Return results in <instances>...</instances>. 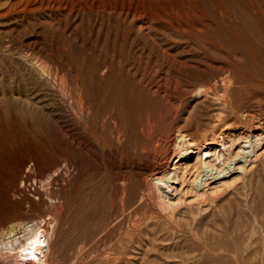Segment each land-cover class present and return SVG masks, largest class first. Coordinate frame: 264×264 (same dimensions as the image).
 Instances as JSON below:
<instances>
[{
	"label": "rangeland",
	"instance_id": "374dc122",
	"mask_svg": "<svg viewBox=\"0 0 264 264\" xmlns=\"http://www.w3.org/2000/svg\"><path fill=\"white\" fill-rule=\"evenodd\" d=\"M145 3L139 0L142 10L153 18L148 22L137 16V30L127 34L116 25L114 12L88 0H0V44L8 43V52L0 47V94L18 91L19 67L13 57L29 51L45 56L52 70L65 74L70 87V97L57 92L55 83V92L47 95L29 84L20 88L25 94L36 92L43 96L36 126L21 123L13 115L6 116L0 108V264H17L7 256L5 242L20 237L24 224H43V219H51L53 229L45 264H101L110 241L117 233L125 236L130 229L132 217L128 215L132 208L141 218L156 210L158 201L150 198L147 190L152 174L167 168L177 171L167 189L175 195L173 224L185 232L197 227L204 240L210 239L208 244L226 248L224 254L229 253L225 260H218L204 251H195L189 257L197 254L198 260L190 264H264L262 116L253 119V125L248 127L222 107L210 90L192 95L198 80L211 84L210 79L217 75L214 66L189 39L195 31L169 26L167 15L156 14L158 8ZM177 8L178 20L185 22L186 16L179 5ZM171 17L176 24L177 15ZM171 57L183 67L173 66ZM103 65L109 67L110 73L123 74L137 91L138 103L130 116L133 138L119 136L116 140L115 135L109 136L106 129L95 126L93 110L85 114L72 102L75 91L91 106L101 102L99 87L105 72L96 68ZM195 65L207 72L197 77L192 70ZM93 69L96 72H91ZM179 131L196 146L211 144L210 140L220 132L261 134L263 141L254 152L233 164L226 175L201 173V181L192 183L191 164H183L178 157L173 159L172 153L183 146L182 140L176 138ZM248 147L246 144L245 151ZM219 182L224 185L211 192ZM140 194L144 198L135 202ZM121 212V226L115 230L110 225L105 228ZM155 219L146 229L142 227V232L133 233V240L139 241L128 244L126 255L134 259L130 264H145L147 259L160 263L164 255L190 253L195 248L187 233L184 236L169 229L163 219ZM103 229H107L104 237ZM166 259L180 264L177 258Z\"/></svg>",
	"mask_w": 264,
	"mask_h": 264
},
{
	"label": "bare ground",
	"instance_id": "6f19581e",
	"mask_svg": "<svg viewBox=\"0 0 264 264\" xmlns=\"http://www.w3.org/2000/svg\"><path fill=\"white\" fill-rule=\"evenodd\" d=\"M141 1L142 3L146 2L145 4H148L150 7L158 8V13L156 14L167 15L166 17L169 18L167 24L169 26L174 27L177 30L181 29L185 31L184 27H186L192 31H195L188 36L189 39L196 45L198 49L203 51L206 60L211 62V66H214L217 75L212 79L209 77L211 84L198 80V84L195 87L193 86L192 95H201L202 93H207L210 90L214 98L219 101L222 107L228 109V112L231 115H234L238 122L250 127L253 125V119L257 120L260 119V116H262V121L264 124V0ZM88 2L93 4L95 3L97 7L108 9L111 12H114L117 16L115 19L116 25L122 28L127 34H133L135 30H137L136 24L134 23L137 16L141 15L142 18H145L148 22H150V20L153 18L152 16H154L151 13H147L146 11L144 12L142 10V6L139 5V0H88ZM177 5H179L180 10L183 12L184 16H186L185 22L181 21V19L178 20L180 17L178 13L180 11H178ZM171 14L177 15V17H175L178 20L176 24H173L174 21H172L173 18L171 17ZM144 15H146V17H144ZM0 47L1 50L6 53L8 49V43L3 42L0 44ZM13 58L19 67L17 81L18 91L15 93L10 92L0 94V108L6 116L13 115L21 123L29 122L32 126H36L40 117L43 96L38 95L36 92H31L30 95L25 94V92L23 93L20 88H23L26 84H29L32 87L36 86L37 91L42 90L44 95H47L53 91L55 92L56 89L54 90L52 87V85L55 83L57 92H63L69 96V82L67 83L65 77L63 76L65 74L61 75L58 71L52 70L47 58L38 52L29 51L26 53H16ZM170 63L173 66L179 68L183 67L184 65L172 57L170 58ZM198 64L204 65L203 63ZM206 65L207 66L205 67L209 66L208 63H206ZM75 66L77 67V65ZM201 67H199V65H195L192 68V70L195 71L194 75L197 77H199L202 72H207L205 68ZM99 69L100 71L102 70L105 72L104 80L101 87H99L101 88V92L103 94V99L101 102L98 103V105L96 104L97 106L89 105V102H87L78 92L75 91L78 88L74 89L75 92H72L71 98L73 101H71L78 108V110H85V114L86 112H92L90 110H93L92 116H94L95 119V126L97 125L104 131L106 129V132L108 131L109 136L115 135L114 137L116 140L122 136L133 138L130 116L136 107L135 105L138 103H136L137 91L132 85L129 84V82L126 81L127 78L126 80L124 79L122 76L123 74L120 75L116 72L110 73L109 67L107 65H103L102 68H96V71H99ZM92 71L96 72L95 69L91 70V72ZM78 74L76 76L79 78L80 74ZM86 78L88 79V77ZM83 79L85 78L83 77ZM92 119L93 117L91 118V121ZM262 128L264 129V127ZM182 134L183 133H180L179 131L176 138H180L182 140L183 146L176 153H172L173 159L178 157L179 159L183 160V164H191L190 167L194 169L192 183H197V179L201 181V173H210L212 177H221L222 175H226L231 170V166L233 164L241 159H244L248 153L250 154V152H254L256 149L255 147H257V145H259L260 141L263 139V135L261 134L253 135L243 132H238L236 134L232 132H220L216 137H213L210 140L211 144H201L196 146ZM246 144L249 146L248 151H245ZM188 149L191 150L188 151ZM173 159H171V163ZM175 164L176 163L174 162L173 166ZM240 168L239 170H241ZM176 177L177 171L175 168H167L163 171H157L152 174L149 183L150 187L147 191L149 192L148 194L150 198L154 197L157 199L158 202L156 203L158 208L156 207L154 208L156 210L149 212L147 217L141 218L142 216L139 217L136 208L131 207L132 209L130 212L128 211V218L130 215L132 217L130 220V229H127L126 233L124 234L125 236L117 233L116 238L110 241L111 243L109 244L108 249L103 254L101 253L103 255V258L101 255V260H103L101 261V264L133 263L134 259L128 258L126 255L127 253L129 254V251H127L128 244L132 246L136 240L139 241V239L133 240V233L142 232L143 230L141 228L143 227V229H146L149 227L148 224L155 218L163 219L165 224L170 227L169 229H175V231L178 233L181 232L182 235L187 233L193 243H195V248L192 250L190 249V253L180 252L176 254L170 253V255H164V260H162L160 263V260L158 261L157 259H147L145 264H171L169 263L171 261H168L166 258H177L179 259L180 264L195 262L198 260V257L195 256L198 255L196 254L193 256L194 258L189 256L190 254H195V251L199 252V250L208 253V256L210 257H218V260L221 257L224 258V260L225 257H228L227 255H229V253L224 254L226 248L216 247L211 245V243L208 244L206 242L208 239L205 238L204 240L197 227L193 229L190 228L189 230L191 231L185 232L173 224L172 210L176 205L173 202L175 195H171L167 189L170 187L171 180L175 179ZM199 185L202 184L200 183ZM223 185L224 184H220V182L217 183L216 186L211 188V192H216ZM139 198H144V195L140 194L138 197H135V202ZM199 211L201 210L199 209ZM122 213L123 212L112 218L109 224L105 225V228H108L110 225L114 230L118 229L124 221V215ZM39 222L40 221H38V223ZM41 222H43V224H35L33 222L32 224H24V229L22 228L23 233L20 234V237H14L8 241L6 240L7 242H5L3 248L8 251L7 256L14 258L17 264H24L25 260H27L25 264H45V255L49 242L48 240L49 237H51L50 233L53 229L51 219H43ZM106 230L103 229L102 234L101 232L99 233L104 237L106 235ZM119 231L120 230H118V232ZM102 236L100 237L102 238ZM181 237L178 236V238ZM142 241L146 242V240ZM158 243H160V241ZM103 245L104 244H102V246ZM147 245L151 246V243H147ZM160 257L162 259V255ZM228 262H230V260ZM174 264L177 263L175 262Z\"/></svg>",
	"mask_w": 264,
	"mask_h": 264
},
{
	"label": "water",
	"instance_id": "95a60500",
	"mask_svg": "<svg viewBox=\"0 0 264 264\" xmlns=\"http://www.w3.org/2000/svg\"><path fill=\"white\" fill-rule=\"evenodd\" d=\"M26 262H27V260L24 261V263H26Z\"/></svg>",
	"mask_w": 264,
	"mask_h": 264
}]
</instances>
